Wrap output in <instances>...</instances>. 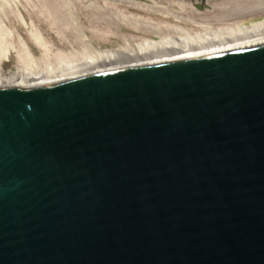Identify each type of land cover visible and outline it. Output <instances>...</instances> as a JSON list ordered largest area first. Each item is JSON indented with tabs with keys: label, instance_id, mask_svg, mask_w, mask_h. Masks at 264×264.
<instances>
[{
	"label": "water",
	"instance_id": "95a60500",
	"mask_svg": "<svg viewBox=\"0 0 264 264\" xmlns=\"http://www.w3.org/2000/svg\"><path fill=\"white\" fill-rule=\"evenodd\" d=\"M0 264H264V41L0 85Z\"/></svg>",
	"mask_w": 264,
	"mask_h": 264
},
{
	"label": "bare ground",
	"instance_id": "6f19581e",
	"mask_svg": "<svg viewBox=\"0 0 264 264\" xmlns=\"http://www.w3.org/2000/svg\"><path fill=\"white\" fill-rule=\"evenodd\" d=\"M194 1L89 0L87 4L101 12L109 26L121 32L119 37L122 43L116 48L100 50L74 18L71 28L76 35L73 40L68 38V43L72 46L79 42L85 51L81 54L68 53V56L60 51L54 52V45L36 24H32L29 33L34 45L40 49V57L34 55L27 39L16 28L4 27L0 32V85L45 84L99 71L181 59L264 41V21L238 27L239 21L236 20L216 24L204 16H180L176 10H169L172 6L191 8ZM117 5L137 10L119 9ZM19 15L25 21L24 16ZM122 25L148 35H143L135 43L132 35L122 32ZM11 52L16 56L15 67L4 69L3 62Z\"/></svg>",
	"mask_w": 264,
	"mask_h": 264
},
{
	"label": "rangeland",
	"instance_id": "374dc122",
	"mask_svg": "<svg viewBox=\"0 0 264 264\" xmlns=\"http://www.w3.org/2000/svg\"><path fill=\"white\" fill-rule=\"evenodd\" d=\"M88 2L89 0H0V32L4 27L16 28L27 39L34 55L40 57V49L34 45L29 33L32 24H36L46 39L54 45V52L60 51L64 56L73 52L81 54L85 51L81 43L75 42L72 46L68 43V38L73 40L76 35L71 28V23L76 18L95 47L100 50L118 47L122 43L119 37L121 32L118 33L109 26L106 17L89 6ZM162 4L165 6V3ZM116 8L137 10L121 5ZM169 10H176L180 16H204L216 24L236 20L239 21L238 27L264 21V0H195L191 8L179 9L172 6ZM19 14L24 16L26 22ZM121 28L124 34L132 35L135 43L143 35H148L128 25H122ZM3 64L4 69L15 67V53H9Z\"/></svg>",
	"mask_w": 264,
	"mask_h": 264
}]
</instances>
